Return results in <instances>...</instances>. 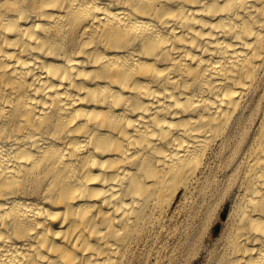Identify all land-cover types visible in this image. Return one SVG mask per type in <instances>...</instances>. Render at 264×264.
<instances>
[{
	"label": "bare ground",
	"instance_id": "bare-ground-1",
	"mask_svg": "<svg viewBox=\"0 0 264 264\" xmlns=\"http://www.w3.org/2000/svg\"><path fill=\"white\" fill-rule=\"evenodd\" d=\"M201 200L192 261L264 264V0H0V264H148Z\"/></svg>",
	"mask_w": 264,
	"mask_h": 264
},
{
	"label": "rangeland",
	"instance_id": "rangeland-1",
	"mask_svg": "<svg viewBox=\"0 0 264 264\" xmlns=\"http://www.w3.org/2000/svg\"><path fill=\"white\" fill-rule=\"evenodd\" d=\"M204 204L207 203L201 200L197 215L177 219L178 233H175L172 225L169 226L167 233L154 237L150 247L143 252L144 261L148 264H204L208 258L207 250L201 251L200 256L192 261L198 251V245L205 241L208 234L210 237L206 245L208 249L218 240L233 203L228 201L221 205L218 212H213ZM182 224L184 226L180 227Z\"/></svg>",
	"mask_w": 264,
	"mask_h": 264
}]
</instances>
